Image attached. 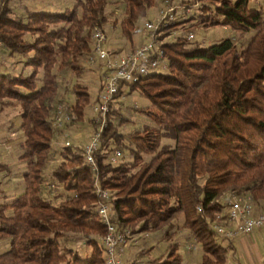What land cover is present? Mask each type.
<instances>
[{
  "label": "trees",
  "instance_id": "obj_1",
  "mask_svg": "<svg viewBox=\"0 0 264 264\" xmlns=\"http://www.w3.org/2000/svg\"><path fill=\"white\" fill-rule=\"evenodd\" d=\"M157 1L70 0L49 11L40 0H0V114L17 110L22 164L13 180L0 159V264H106L95 180L109 193L112 224L132 237L131 264H225L235 239L213 225L227 222L228 195L250 194L264 209V0H179L185 18L176 9L154 35L167 67L120 82L96 170L82 144L63 137L55 145L59 103L96 128L89 111L98 92L84 79L95 70L101 89V64L87 63L94 29L132 49ZM181 24L186 32L174 35ZM216 25L229 35L196 38ZM181 235L193 245L186 255L197 247L194 257L181 254Z\"/></svg>",
  "mask_w": 264,
  "mask_h": 264
},
{
  "label": "built area",
  "instance_id": "obj_2",
  "mask_svg": "<svg viewBox=\"0 0 264 264\" xmlns=\"http://www.w3.org/2000/svg\"><path fill=\"white\" fill-rule=\"evenodd\" d=\"M160 9L156 20L145 19L143 26L146 31L145 39L136 47L129 50L112 52L105 46L106 35L100 28H95L92 33L93 54L88 57L90 65L101 64L103 69L101 89L97 94L96 101L91 106L92 119L96 124L83 145L85 162L95 171L94 151L97 148L101 130L106 125V114L109 103L114 100V95L119 84L123 82H136L140 76H146L155 71L165 70L167 61L163 58V50L159 46L160 40L155 39V30L163 24L167 25L175 20L176 8L182 10L181 19L188 13V7L169 6ZM189 37L193 33H189ZM71 119V113L67 105L59 103L56 105L53 114V126L61 127ZM115 155L111 161L117 159ZM94 191L99 198L96 206V213L100 221L106 226L107 232L100 239L104 250L106 264H131L130 260L124 258L126 248L131 243V236L125 231L118 230L111 222V207L107 202L109 193L94 182ZM229 207L227 210L226 223L216 222L214 228L227 239H237L248 236L255 228H264V209L257 211L252 203V197L246 193H230L228 195ZM138 239L133 237V242ZM193 245L188 244V248ZM140 264H150L148 261H141Z\"/></svg>",
  "mask_w": 264,
  "mask_h": 264
},
{
  "label": "rangeland",
  "instance_id": "obj_3",
  "mask_svg": "<svg viewBox=\"0 0 264 264\" xmlns=\"http://www.w3.org/2000/svg\"><path fill=\"white\" fill-rule=\"evenodd\" d=\"M40 1H41L43 6L45 5V7H48V9L45 8L47 10H49V9L53 10V5L59 6V4H63V3H65V1L67 2L66 4H68L70 2V0H40ZM26 3H28L29 6H32L31 1L26 2ZM168 4H169V6H179V7L185 6L186 7V5L180 3L179 0H158L155 7L151 10L152 12L147 17V19L155 21L157 16H158L159 10L166 8L165 5H168ZM176 9H178V8H176ZM174 30L175 31H173V33H174V35H176L177 33L186 32L187 29H185V27H183V24H181ZM110 35H111V33H109V34L107 33V41H106L105 46L108 49H114L117 46V47L122 48L121 50H127L126 45L124 44L125 42H122V40H124V39H122L121 42H119L118 44H115V43L111 44V42L109 41ZM226 35H229V31L220 25H216V26L208 28L206 30L199 29V30H196V32H195L196 38L198 40L202 39L205 44H206V42H209L212 39H215L217 37L226 36ZM145 36H146V31L141 32V38L143 40L145 39ZM166 38H168V37H166ZM84 79L86 81H88L89 86H90L89 89L92 90V93L95 94L96 92H99L97 90V87L99 86V82H98L97 72L95 70H86L84 73ZM134 98H135L134 95H130L128 99L132 102V101H134ZM16 113H17L16 109H8L6 112L0 114V130H2L3 128L8 126V123L12 122L13 119L17 117ZM89 117L90 118L92 117L91 109L89 111ZM74 118H75V115L71 114V119L69 120L70 125L65 129H64V124L60 127V128H62L63 132L58 133L57 138H54V141L56 142L55 145H59L63 141V137L69 141L81 143L82 145L87 143L88 138H89L88 133H90V131L93 129L91 121L87 117H84L80 121H75ZM76 134H77V136H76ZM14 136H17V135L14 134ZM4 141L5 140L2 137V134L0 132V146H2V147L5 146ZM5 147L8 148L7 146H5ZM8 150H12V148H9ZM10 153L12 155V159L14 160L13 161L14 166H16L17 168L21 167L22 164L17 163V161H16V157L14 155L15 153L13 154V151H10ZM245 238L248 239L247 243L251 248L256 247L257 251L260 252L261 255L264 256V228H255L248 236H245ZM176 240H178L180 242V252H181V254L184 255L185 258L186 257L188 258V255H189V257H194L193 255H195V253L197 252V247H193L192 250L188 253V255H186V252H187L186 249H188L187 246L190 243L189 240L185 239V237H183V235L178 236ZM149 242L151 243V241H149ZM160 247L161 246H157L154 249L155 252H153V255H155L154 253H156ZM82 248L86 249L84 246ZM134 248L135 247L132 246L130 249L133 250ZM83 251H85V250H83ZM126 251H128V250H125V252ZM144 259H146V258H144Z\"/></svg>",
  "mask_w": 264,
  "mask_h": 264
},
{
  "label": "crops",
  "instance_id": "obj_4",
  "mask_svg": "<svg viewBox=\"0 0 264 264\" xmlns=\"http://www.w3.org/2000/svg\"><path fill=\"white\" fill-rule=\"evenodd\" d=\"M17 119L19 121V118L16 117L13 119L12 122L8 123V126L0 130L2 137L5 140L4 145L8 147L6 148L5 146L3 147L0 146V159L11 163L12 170H13V177H12L13 180L19 178L17 176L18 175L17 172L19 171V168H21V167L17 168L16 166H14L13 164L14 160L12 159V155L10 153V151H13V154L15 153L14 155L16 157V149L14 147L13 141L16 137L14 136V134L18 135L19 133L18 129L14 130L15 125L17 123ZM90 133H88V137ZM9 148H12V150H8ZM247 242H248V239L245 237H240V238L235 239L233 241V249L228 253V257L226 259L225 264H264V256L261 255V253L257 251L256 247L251 248ZM0 249H1V246H0Z\"/></svg>",
  "mask_w": 264,
  "mask_h": 264
}]
</instances>
